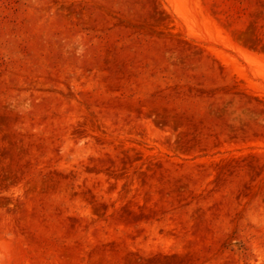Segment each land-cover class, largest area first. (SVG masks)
Here are the masks:
<instances>
[{
	"label": "rangeland",
	"instance_id": "obj_1",
	"mask_svg": "<svg viewBox=\"0 0 264 264\" xmlns=\"http://www.w3.org/2000/svg\"><path fill=\"white\" fill-rule=\"evenodd\" d=\"M0 264H264V0H0Z\"/></svg>",
	"mask_w": 264,
	"mask_h": 264
}]
</instances>
